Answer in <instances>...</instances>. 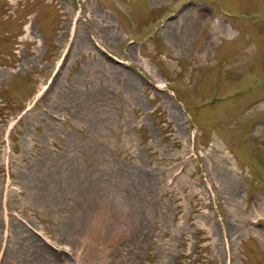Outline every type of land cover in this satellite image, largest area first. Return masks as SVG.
<instances>
[{
  "label": "rangeland",
  "instance_id": "374dc122",
  "mask_svg": "<svg viewBox=\"0 0 264 264\" xmlns=\"http://www.w3.org/2000/svg\"><path fill=\"white\" fill-rule=\"evenodd\" d=\"M0 264H264V0H0Z\"/></svg>",
  "mask_w": 264,
  "mask_h": 264
}]
</instances>
